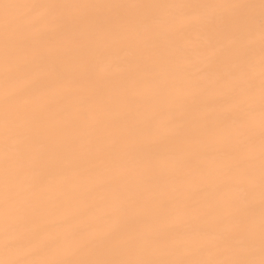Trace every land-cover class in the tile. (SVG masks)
<instances>
[{"label":"bare ground","instance_id":"6f19581e","mask_svg":"<svg viewBox=\"0 0 264 264\" xmlns=\"http://www.w3.org/2000/svg\"><path fill=\"white\" fill-rule=\"evenodd\" d=\"M260 4L0 0V264L259 261Z\"/></svg>","mask_w":264,"mask_h":264},{"label":"snow or ice","instance_id":"6c2138e0","mask_svg":"<svg viewBox=\"0 0 264 264\" xmlns=\"http://www.w3.org/2000/svg\"><path fill=\"white\" fill-rule=\"evenodd\" d=\"M38 7V5H33ZM260 7L262 9V16H264V0H261ZM264 30V25H262ZM262 159H264V152H262ZM262 191H264V168H262ZM9 264H34L32 261H16L9 262ZM44 264H62V262H44ZM95 264H144V262H121V261H101L95 262ZM169 264H185V262H169ZM189 264H264V219L261 224V259L259 261L254 259H233L224 261H212V262H189Z\"/></svg>","mask_w":264,"mask_h":264}]
</instances>
